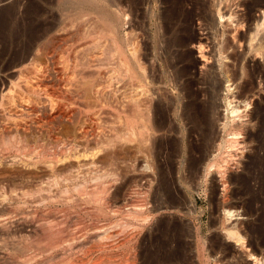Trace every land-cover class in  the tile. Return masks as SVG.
Wrapping results in <instances>:
<instances>
[{
	"label": "bare ground",
	"instance_id": "1",
	"mask_svg": "<svg viewBox=\"0 0 264 264\" xmlns=\"http://www.w3.org/2000/svg\"><path fill=\"white\" fill-rule=\"evenodd\" d=\"M4 1L0 0V3ZM60 1L78 7L85 3L96 8L105 1L109 3L108 0ZM157 1L133 0V6L136 12H140L141 6L146 4L153 3L154 9ZM165 1L167 9L164 8L165 12L163 10L165 13L162 20L163 27L169 31L177 26V34H179L171 37L169 46L194 43L197 40L191 23L194 17L203 20V24L200 25L208 30L210 23L207 21L211 14H208L201 2L197 0ZM30 2L32 6L28 17L31 24L28 32L26 31L28 36L27 42L25 41L26 49L23 48L25 52L17 58L16 62L9 65L8 70L15 68L21 77H24L26 73L29 75L33 71L30 72L28 66L22 65L32 58V65L42 66L40 70L36 69L40 74L39 86H37L42 88V86H48L47 82L50 83L49 79L53 74L62 81L59 77H62L63 70L61 73L50 66L51 61L59 53L58 45L49 43L48 39L51 36L60 37L61 44L70 42L76 37L92 38L93 45L80 47L79 52L77 50L78 53L74 55L76 64L73 76L69 79L70 83L67 87L65 85L68 93L58 92L59 88L55 90L57 85H52L54 88L50 89V93H41V90L39 91L37 86L32 85V82L28 80V76L25 77L24 85L19 83L16 85L18 87L16 93L11 91L0 93V149L5 152L0 153V239L12 241L18 239L19 244H24L28 249V254L24 255L23 260L15 257L12 262L2 260L0 264H137V245L142 236L156 223V230L160 231V235L155 233L157 237L159 236L156 239L159 240L158 249L155 252L147 250V258L142 256L146 259L144 264H180V261L184 260L181 257L186 255L183 252H187L184 248L188 249L191 246L190 243L184 242L187 238L193 239L191 244L196 248L194 256H189L190 259L187 257L191 264H212L213 262L216 264H232V262L234 264H264V239L252 237L250 234V239L247 240L253 226L235 222L234 217L237 215L229 204L220 205L223 213L220 212V216L211 225L217 232L220 231L217 235L221 234L222 237L219 236L212 241L207 240L211 242L208 248L205 238L202 237L201 228H196L197 225L182 224L179 220H169L168 215V219L164 216L167 212H183V205L181 207L180 203L169 199V201L160 200L156 193L152 195V201L150 200L151 177L156 169L149 162L155 152L151 146L159 145V149H161L160 146L173 147L175 155L181 154L183 139L179 141L177 137L180 130L177 126V128L173 126L172 121L173 124L170 123V115L173 113L180 121H187L192 125L190 127L192 133L198 132L203 143L199 152H202L204 156L216 137L215 125L218 120L216 121L213 115L216 106L213 94L206 93L211 100L209 103H200V93H186L191 100L186 105L183 103L184 112L182 111L180 116L177 110L181 107L178 106L182 99H179L178 104L168 99L165 103L155 104L157 101H154L150 93L148 72L146 74V63L142 56L145 53L141 55L138 43L135 42L137 37L134 40V35H130L132 36L130 42H127L119 32L122 24L120 15L106 12L104 18L100 17V14V16L89 18L91 16L89 13L88 18H85L84 12L85 15L78 11L72 14L71 11L69 15L63 14L65 18L56 20L57 16L54 18L48 12L43 18L44 10L40 0H30ZM256 2V5L251 4L249 7L246 5L247 9L249 8L247 10L249 15L253 8L264 7V0H256ZM214 3L216 4L215 1ZM113 5L109 4L110 7ZM187 5L192 7L191 10L185 8ZM15 6L3 10L0 20L1 31L7 39L18 41L17 38L22 36L20 32L23 31L10 27L11 18L16 11ZM81 9L79 8L80 11ZM219 9V17L223 20L225 16L223 17L222 10ZM132 10L135 11L133 8ZM151 14L153 16V13ZM234 15L235 13L229 18H233ZM210 17L212 19V15ZM262 18L264 19V12ZM247 20L249 21V18ZM210 27L212 28L213 25ZM253 30L255 32L251 33V43L263 32L264 21L257 22ZM103 41H110L108 43L111 44V48L103 50ZM199 48L203 51L204 45L201 44ZM116 58L119 59L117 61H120V67L123 70L121 75L130 78L131 93H119L121 88L116 82L124 81V79L112 74L108 75V71L104 72L105 66L110 65V62ZM190 84L193 83L190 81ZM61 85L59 83L60 87ZM187 85L189 86V83ZM230 88L228 86L229 90ZM248 106L249 104L245 107ZM189 108L192 113L188 115ZM226 111L227 115L222 126L228 139L220 145L219 149H224L227 154L245 151L249 146L248 141L258 138L262 131L260 128L257 133L252 134L248 130V125L255 121L261 125L264 122V110L258 108V111L249 113L241 111L240 107L228 101ZM246 118L249 120L244 121ZM183 126L182 129L185 128ZM171 134L173 137H169ZM128 144H130L131 153L130 163L126 157L119 158L120 152L118 153L119 149L116 148L117 145L129 147ZM158 147H155V154L159 152H157ZM161 152H159L160 155ZM208 152L210 153L209 150ZM86 158L89 160L85 161ZM202 158L207 160L206 157ZM260 160L258 156L254 157L256 163ZM214 164H212L213 167L217 168L220 163ZM153 167H155L154 170ZM209 171L210 169L207 171L208 174ZM158 172L161 173V171ZM170 191L167 192L170 193ZM133 192L137 194L138 199L133 200L131 196ZM249 208L247 211L251 209ZM60 212L65 214L64 222H57L56 216ZM244 212L246 213V210ZM251 214L247 212L246 216L249 215L248 218H250ZM75 226H80L79 232L73 231ZM261 236L264 237V235ZM32 237H34L33 242L27 245L26 241ZM231 242L234 244L233 248L237 250L236 254L235 251L234 254L229 251L228 243ZM144 246H142L143 250ZM51 251H60V254H57V257L54 253L55 256H50ZM213 257L216 259L213 260Z\"/></svg>",
	"mask_w": 264,
	"mask_h": 264
},
{
	"label": "rangeland",
	"instance_id": "2",
	"mask_svg": "<svg viewBox=\"0 0 264 264\" xmlns=\"http://www.w3.org/2000/svg\"><path fill=\"white\" fill-rule=\"evenodd\" d=\"M108 1L109 3L105 1L103 4L100 5V7L98 6V8L94 6L90 7V5L85 4V3H83L82 5L78 7L72 4L63 3L60 0H40V3L42 4L40 5L42 6L44 10L43 18L46 17L45 15L48 12L50 15L54 16V18L57 16L55 18L56 20H59L61 19V17H64L63 14L64 15L71 14L70 13L71 11H72V14L73 12H76V11L80 13L82 12V15L86 14L84 16L85 18H88L87 14L89 13H90L89 15H91L89 16V18L97 17L100 15H101L100 17L104 18L107 13L112 14V12L115 15H120V17H122L121 18L122 24H121V28L119 32L127 40V42L128 41L130 42V39H131L130 37H132L133 35H134V40L137 37L136 38L137 41L135 42L138 43L140 52H142L141 55L145 53L142 56H144V61L146 63V74L147 72L149 74V75L147 74V76L149 77V80H148L149 90H150V93L153 95L154 101L155 102L157 101L155 104H158V102L165 103L167 102V99L172 100L174 103L177 102L178 104L179 99H182L181 103L179 102V106H178V107L180 106L181 107L179 109L177 108L178 109L177 112L180 116L182 111L184 112L183 108L185 107V105L188 104L191 100L190 97H187L186 93L194 92V93H200V97H199L200 103L202 102L209 103L211 100L209 98V95L206 93H212L213 94L212 96L215 101L214 103L216 105L213 110L214 112L213 115L216 121L218 120L215 125V129H216L215 139L216 140L214 139L212 143L213 145L210 146L208 149L210 153L207 150L206 152L207 154L205 153L204 156L202 152H199L201 151L200 149L203 143L201 141V137L199 136L198 132L197 133L193 132L194 133L193 134L190 130V127L192 125H190L187 121H184V122L180 121V119L177 118L178 117L177 115L171 113L172 115H170L171 116L170 123L171 124L174 123L173 126L175 128L178 127L177 129L180 130L178 131V135H177L179 141L183 139L181 141L182 143L181 144L182 145L181 154L175 155L173 153V147L160 146L161 149H159L158 147L159 145H155V147H158L157 152L162 151L161 152L162 156H161L159 152L155 154L156 148L153 145L151 146L153 150L155 151V152L152 151L154 153L152 154V156L154 157V155H156V157L158 156L159 157L158 158L150 157L149 159V162L152 164V166L154 165L156 167L155 169L156 171L154 170L155 167H153V170L155 172L153 171V174L151 177V180H152L151 190L152 191L150 193V200L152 201V198H153L152 195L154 196L156 193V195L160 197V200L161 199L164 201L172 200V201H176L180 203L181 207L183 205L182 207L183 212H174V211L173 213L167 212V214H165L164 216L167 219L169 217V220H172V221L179 220V222L181 221L182 224H189L191 226L197 225L196 228L197 227L201 228L202 237L205 238L204 241L206 242V245L208 244L207 246L208 248H210L211 246L210 245L211 242L209 241H212L213 239L215 240L219 238V236L220 238L222 237L221 234L217 235V233H220V231L217 232V230L214 229L211 225L220 216L219 214L223 213L221 206L224 203L232 206L233 211H235V214L237 215V217H234L236 220L235 222H243L246 225L250 224L249 225L250 227L253 226L252 228L253 232L251 231L248 234L247 240L250 239L249 237L251 235L252 237H255V238L264 239V237L261 236V235H264V231H263V228H264V122L260 125V123L255 121L250 126L248 125V130L252 134L257 133V131H259L260 128L262 129V131L260 134L261 136L259 135L258 138H253L248 141L249 146H247L245 151L240 150V151H234L231 154H227L224 149L223 150L219 149L220 145L228 139L227 138L228 135L224 133L223 126H222L223 123L225 122V117L227 115L226 110L228 107V101L232 102L234 106L240 107L241 111H248L249 113H251L253 111H258V108L259 110L260 109L264 110V30L262 33H260V35L254 42L251 43V38H250V36L252 37L253 32H255L253 29L255 28L256 23L264 21V19L262 18L264 7L253 8L251 15H249V11L247 12L249 8L247 9V7H249L251 4L256 5L257 3L256 0H223V2L226 1L224 3L221 0H219V3L221 2L223 3V4L221 3L222 5L218 3V0L217 1L213 0V2L211 0H202V1L197 0L206 7L208 14L212 15V19L210 17L211 15L209 16L212 22L209 19L208 20L209 22L207 21V23L212 24L213 27L211 28L210 26L212 25L209 24L210 29L209 27H208V30H206L205 27L202 28L201 25L203 24V20L198 19V17H194L191 23L194 29L193 34L197 36V40L194 43H186L184 45L182 44V45H176V46L174 45L169 46L168 43L171 40V37L173 35L175 36L179 34H177V26L169 31H167L163 27L162 20L165 15L164 8L167 9V4L165 0H158L157 1L158 3L157 5L155 4L154 9H153V3L146 4L145 6L142 5L140 12L137 11L138 14L133 6V0H111V1L108 0ZM214 1L216 2V4L217 3L218 4L216 5ZM257 1H260V0H257ZM113 2H114V5H113ZM31 3L32 2H30V0H5L4 2L0 3V16L3 10L10 8V7H14V5L17 6V7L15 6L16 11L13 14L14 15L13 18H11L12 21L10 20L12 23L10 22L11 24L10 23L9 24H10V27L12 26L11 28L13 29L16 28L17 30L23 31V32H20L22 36H20V38H17L18 41L16 39H9V38L7 39V37L1 31V20H0V93H3L4 91H11L12 93H16L18 91V87L16 85H18V83L20 85H24L23 83L26 81L25 79L26 76H28L29 78L28 80L32 82V85L37 86L39 84L38 76L40 74L38 70H40L42 66L39 67V65H35L37 66L35 67L34 65H32L31 63L32 58L29 59L26 63H24V65H22L26 67L28 66L27 68L29 69L30 72L33 71L29 75L28 73H26L24 77H21L16 72L18 70H16L15 68L10 69V70L7 69L9 65H11L13 62H16L17 58H19V56H21V54L25 52V49H26L25 43L27 42V39H28L27 32L31 24V20L29 19L30 17H28L29 11L31 10V6H32ZM110 3L113 5V7L109 6ZM213 3H214V6H213ZM62 4H65V5H62ZM219 6L221 7V9H219L220 8ZM85 7H87V9ZM64 8L66 11L64 10ZM79 8L80 9L82 8L81 11L79 10ZM132 8L135 11H133ZM185 8L188 10H191L192 7L187 5V7ZM218 9L220 11L222 10L221 14L223 13L222 15L223 17L225 16L224 17L225 20L220 19L219 17L220 14H218L219 13ZM161 12L164 14H162ZM134 13H136V15H134ZM151 13H153V16ZM234 13L235 15L233 16V18H229V17H232L231 15H233ZM161 14L162 16H160ZM247 16L249 18V21L247 20L248 19ZM239 18L240 20H238ZM160 25L162 28L160 27ZM24 31H25V34H24ZM12 40H14L15 42ZM48 40H49V43L50 42L55 43L59 47L57 50V52L59 53H57L56 55L57 57L55 56V59L51 61L50 66L52 68H56V70L59 72L63 70L62 71L63 73L61 72L62 77H59L60 80L62 81H59L58 77H56V75L54 76L53 74L55 78L52 76L51 79H49L50 85L47 82L48 86H42L41 88V87H38L39 86L38 85L36 88L39 91L41 90V93H48V92L50 93V89L52 87L54 88V86L57 85L55 87V90L59 88L58 92L63 93L65 91L64 93H68L66 91V87L70 83L69 79H71V77L73 76L72 74H73V70L76 64V57H74V55H76L82 47L83 48L88 47V45H90L91 47V45H93L92 44L93 39L92 38L79 39L76 37V38H73L72 41L70 42L69 41L62 42L61 44L60 37L58 38V36L54 35V36H51V38H49ZM108 42L110 43V41ZM108 42L103 41V45H104L102 46L103 50L104 48L105 50H108L109 48H111V44L109 45ZM200 42H202L201 44L204 45L203 51H201L199 48V46L201 45ZM156 46L158 49L156 48ZM117 60L119 59L117 58L116 60L113 59V61L110 62V65H108L107 67L105 66L106 69L104 68V72L106 73L108 71L107 72L108 75L112 74V75H115V77L119 76V78L124 79V81L116 80L117 81L116 84H118L117 86L121 88L119 93H131L130 80H129L130 78L128 76L125 77L121 75L123 73V70L120 67V61H117ZM210 75H211V78H210ZM207 77H209V79ZM190 81L193 84H190ZM59 83L60 85L62 83L64 87L62 85L60 87ZM188 83H189V86L187 85ZM228 86L231 87L230 90L228 89ZM45 87L47 89H45ZM186 88H188V90ZM60 89H62L63 91L62 90L59 91ZM22 93H25V92L22 91ZM183 103L185 105H183ZM247 104H249V106L245 107ZM187 111H188V115L189 113L190 114L192 113V110L190 108ZM229 115L231 116V114ZM247 119L248 118L244 119V121L249 120ZM182 125H184L183 127L185 128L182 129ZM179 134L182 136L180 137ZM172 135L173 134H171V136L169 135V137H173ZM128 145L129 147L127 145H124V146L117 145L116 148L119 149L118 153L120 152L118 154L119 158L123 157L122 159H125L126 157V159H128L129 161L131 158V153L129 150L130 144ZM187 145L190 147V149ZM196 146H199V148L198 147L196 148ZM125 147L127 149H125ZM163 147L164 149H162ZM193 147L195 149H192ZM117 149L115 151V148H114V151L117 152ZM126 150L128 151L126 152ZM0 153L3 154L5 152L3 149H0ZM121 153L123 155H120ZM255 156H258L261 159L257 163L254 161ZM202 157H206L207 160H205V158L203 159ZM88 160L89 159L86 158L85 161H88ZM174 160H176L177 162ZM199 160L202 163L197 162ZM195 163L197 166L195 165ZM214 163H220V164H218L216 168V167H213V165H215ZM203 166L205 167V169ZM157 169L158 171H161V173L158 172ZM208 169H210L209 174L207 172ZM160 174L162 177L160 176ZM163 182H165L166 184ZM163 184H165L166 186ZM167 184L169 185L168 187H170V189H168ZM153 186L155 188H153ZM167 191L168 192L170 191V193H168ZM135 192L131 194L133 200L134 198L138 199L137 198L138 196H136L137 194ZM172 194L174 196H172ZM178 198H179V201H177ZM248 208L250 209L249 211H247ZM245 210H246V213L244 212ZM247 212L252 213L250 218H248L249 215L246 216ZM56 217H57V222L58 221L64 222L66 218L63 212H60L59 214H57ZM73 217H75V215H73ZM254 224L256 226H254ZM153 225H152L153 228L151 227L142 236L141 241H139V244L137 245V248H138L136 252V254H138L137 255L138 259H136L137 264H141V263L144 264V262L146 261L145 258H147V253H146L147 250L155 252L158 249L159 240H156V239H158L159 236L157 237V235L160 231L156 230L157 223ZM79 227L80 226H75L73 231L79 232ZM253 229H255L256 231L254 232ZM155 230L156 232H154ZM155 233H157V235ZM153 236H155L156 238ZM32 239L34 240V237L29 239V241H26L28 242L27 245L33 242ZM191 240L193 241L192 238H187L184 241L187 244L190 243L192 247L190 246L188 249L184 248V250L187 251L186 253L185 251L183 252L184 254H186L185 255L186 257L182 256L181 259H184L187 262L183 263L181 261H184V260H181L180 264L181 263L187 264L188 262L189 264H191V261L188 260L187 257L192 256V255L194 256L195 254L194 251L196 249L191 244L192 242ZM19 242L20 241L18 239L14 241L0 239V257H1L0 262H2V260L3 262L4 261L12 262L13 259H15V257H17L18 259H22V260L24 259V255L26 256L28 254V249L26 248L24 244L23 245L19 244ZM148 243L151 246L148 245ZM232 245H234L232 242L228 243L229 251H231V254H234V251H235V254H236L237 250L233 248ZM139 246L141 247V249ZM142 246H144L145 248L144 250ZM140 252H141V256H140ZM142 252L144 254H142ZM50 253H51L50 256L56 255L55 257H57V254H60V251H51ZM142 256L145 258H143ZM190 258L191 257H189V259ZM214 259L216 258L213 257V260ZM212 264H216V263L213 262ZM232 264L234 263L232 262Z\"/></svg>",
	"mask_w": 264,
	"mask_h": 264
}]
</instances>
